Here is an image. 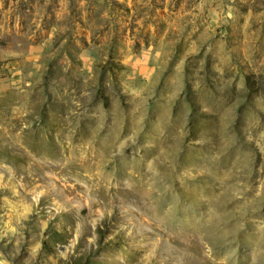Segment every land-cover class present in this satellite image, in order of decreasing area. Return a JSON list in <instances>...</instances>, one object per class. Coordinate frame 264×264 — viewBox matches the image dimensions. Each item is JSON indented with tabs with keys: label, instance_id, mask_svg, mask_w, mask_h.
Segmentation results:
<instances>
[{
	"label": "rangeland",
	"instance_id": "1",
	"mask_svg": "<svg viewBox=\"0 0 264 264\" xmlns=\"http://www.w3.org/2000/svg\"><path fill=\"white\" fill-rule=\"evenodd\" d=\"M0 264H264V0H0Z\"/></svg>",
	"mask_w": 264,
	"mask_h": 264
}]
</instances>
